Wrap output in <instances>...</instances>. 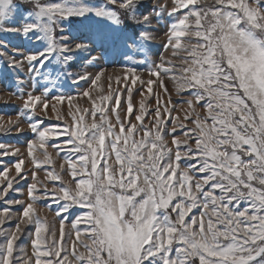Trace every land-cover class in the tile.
<instances>
[{"label":"snow or ice","instance_id":"6c2138e0","mask_svg":"<svg viewBox=\"0 0 264 264\" xmlns=\"http://www.w3.org/2000/svg\"><path fill=\"white\" fill-rule=\"evenodd\" d=\"M0 264H264V0H0Z\"/></svg>","mask_w":264,"mask_h":264},{"label":"rangeland","instance_id":"374dc122","mask_svg":"<svg viewBox=\"0 0 264 264\" xmlns=\"http://www.w3.org/2000/svg\"><path fill=\"white\" fill-rule=\"evenodd\" d=\"M116 67H119V65H117ZM74 71L75 70H77V69H73ZM89 71H96V69H94V68H90V69H88ZM87 85H85V87H86ZM78 89H76V88H73V89H71V91H73V92H76ZM14 103H16V104H20L21 103V101H17V100H14L13 101ZM80 103H81V105L82 106H84V107H87L88 106V104L85 102V101H83V100H81L80 101ZM13 118H15V113L13 112ZM5 119H7V116H5ZM24 127L26 128L27 127V125L25 124L24 125ZM22 146V145H21ZM39 175H40V177L41 178H43V176L45 175V173L44 172H40L39 173ZM49 219H51V215L49 216Z\"/></svg>","mask_w":264,"mask_h":264}]
</instances>
